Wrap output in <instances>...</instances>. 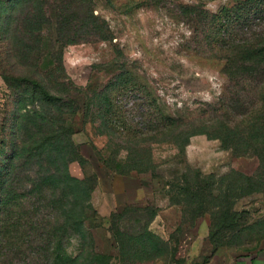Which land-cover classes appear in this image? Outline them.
<instances>
[{
  "label": "rangeland",
  "instance_id": "rangeland-1",
  "mask_svg": "<svg viewBox=\"0 0 264 264\" xmlns=\"http://www.w3.org/2000/svg\"><path fill=\"white\" fill-rule=\"evenodd\" d=\"M263 44L264 0H0V195L12 200L0 210V264H57L59 256L62 264L262 262L264 193L236 198L238 216L222 231L213 223L218 203L192 219L188 201L178 200L188 197L183 188L198 190L196 172L219 188L231 172L261 170L251 150L222 148L221 136L233 132L232 141L249 145L263 126L264 60L244 57ZM122 74L129 85L111 97L124 123L142 132L137 144L123 124L115 131L85 116L93 94ZM4 77L43 81L78 103L72 139L83 160L67 159V174L94 181L81 236L50 202L56 196L41 203L29 195L30 179L64 166L56 152L30 161L28 110ZM157 110L179 126L164 129L162 140ZM175 136L189 137L182 154ZM131 146L155 173L129 172ZM146 208L158 210L154 219Z\"/></svg>",
  "mask_w": 264,
  "mask_h": 264
},
{
  "label": "trees",
  "instance_id": "trees-1",
  "mask_svg": "<svg viewBox=\"0 0 264 264\" xmlns=\"http://www.w3.org/2000/svg\"><path fill=\"white\" fill-rule=\"evenodd\" d=\"M247 50L248 48L245 49V52L242 49L239 50L240 54L244 52L245 55H243L247 60L254 54L262 56L264 60V44L256 49L254 53ZM4 80L9 87L15 88L17 93L19 92L23 96V104L26 106L23 109L28 110L25 117L31 126L29 139L32 145L28 154L30 155V161H38L40 157L45 155L53 158V152H56L57 159H61L64 166V172L62 173H49L38 177L36 180L30 179L32 187L29 195L37 197L41 203L48 199V194L51 198L56 196L50 202L60 204L65 223L72 227L74 232L79 236L83 235L84 223L92 211L91 195L94 190V181L91 178L79 180L69 176L66 166L67 159L68 162L83 160L77 145L72 139L73 135L79 130L76 129L77 127L75 128V124L77 123L73 120L77 116V113H80L78 103L70 98L69 91L65 89L63 97L54 96L50 87L37 79L18 80L4 77ZM128 85L129 82L125 74H122L115 81L111 82L99 95L94 93V97L90 99V103L86 106L85 116H91L92 120L97 116L101 122L107 126L111 125V129L115 131H119L120 124H123L128 131V134L125 136L127 142L137 144L142 136V132L130 128L124 123L122 112L111 97L112 92L125 91ZM57 86L66 88L65 82H61ZM92 108H95V112L92 111ZM47 109L50 112H54L52 116L47 115ZM260 120L263 121V126L259 125L254 128L255 142L253 144L248 145L241 139L235 143L232 141L234 133L229 132L221 136V145L222 148L232 149L235 153H238L234 147L235 144H241L243 148L251 150L259 158L261 170L254 176H245L240 174L241 172H231L235 174L224 176L221 179L219 188H217L219 182L213 176L203 178L201 172H196L195 183L198 185V190H191V185L186 189L183 188L184 196L186 197L187 195L188 197L178 200L179 204L188 201V203H184L187 208L189 207L192 219L202 216L203 212L206 211L205 205L213 206L215 203H218V209L213 214L214 228L221 231L227 230L233 226L235 218L238 216L234 210L236 198L264 193V117ZM176 123L177 121L164 116L160 110H157L154 127L159 140L163 138L162 133L164 129L178 128L179 126H176ZM174 140L179 146V153H184L185 148L190 143L189 137L175 136ZM129 154L136 155L135 158L129 159L130 162L127 165L130 166L129 172L155 173V166L151 158L146 159L142 157L141 159L139 151L133 149L132 146ZM15 159L13 158V160ZM54 160L57 161L56 159ZM6 174L7 176L9 175L8 172ZM185 177L188 180L187 182L190 183L188 176L185 175ZM4 185L5 181L0 179V186L3 187ZM58 191L59 195H56ZM190 191L191 193H189ZM215 191L219 192V195L215 196ZM17 198L18 195L14 194L13 201ZM8 202L12 203V200L10 198L4 199L3 195H0V210ZM146 211L154 219L158 210L150 211V208H146ZM37 215V212H34L30 217H37ZM212 241L215 242V239L212 238ZM15 247L16 251H18V246ZM256 262L260 261L254 260L252 264H256ZM62 263L63 258L59 256L57 264ZM260 263H264V260Z\"/></svg>",
  "mask_w": 264,
  "mask_h": 264
}]
</instances>
